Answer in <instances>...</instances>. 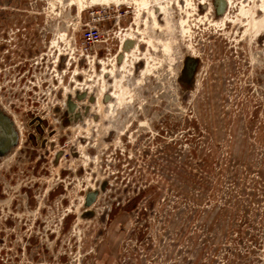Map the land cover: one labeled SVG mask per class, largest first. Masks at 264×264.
<instances>
[{
    "label": "rangeland",
    "instance_id": "1",
    "mask_svg": "<svg viewBox=\"0 0 264 264\" xmlns=\"http://www.w3.org/2000/svg\"><path fill=\"white\" fill-rule=\"evenodd\" d=\"M0 264H264V0H0Z\"/></svg>",
    "mask_w": 264,
    "mask_h": 264
},
{
    "label": "bare ground",
    "instance_id": "2",
    "mask_svg": "<svg viewBox=\"0 0 264 264\" xmlns=\"http://www.w3.org/2000/svg\"><path fill=\"white\" fill-rule=\"evenodd\" d=\"M151 14H152V15H155L156 13H152V12H151ZM126 40H127V39H126ZM125 51H126V50H125Z\"/></svg>",
    "mask_w": 264,
    "mask_h": 264
},
{
    "label": "water",
    "instance_id": "3",
    "mask_svg": "<svg viewBox=\"0 0 264 264\" xmlns=\"http://www.w3.org/2000/svg\"><path fill=\"white\" fill-rule=\"evenodd\" d=\"M220 6H221V4H220Z\"/></svg>",
    "mask_w": 264,
    "mask_h": 264
}]
</instances>
